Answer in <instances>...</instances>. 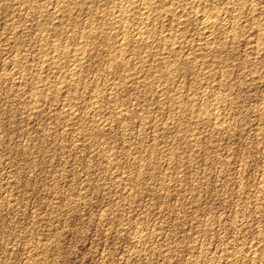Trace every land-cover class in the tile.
<instances>
[{"label":"rangeland","instance_id":"rangeland-1","mask_svg":"<svg viewBox=\"0 0 264 264\" xmlns=\"http://www.w3.org/2000/svg\"><path fill=\"white\" fill-rule=\"evenodd\" d=\"M255 1H258L256 3L257 25L251 28L247 26V24H244L245 18L247 16V18H250V15L244 11L242 15L245 16H242L244 17L242 18V22L244 24L243 34L245 37L244 35L239 37L238 42L235 43L238 46L234 45L233 47H229L230 44L225 45V50L222 53L223 56H221L226 62L228 61L227 64L225 61L218 62L219 59L215 60L216 58L212 56V54H209L207 55L209 61L206 59L207 56L202 60L205 61V64L199 60L202 62L200 64L201 68L198 67L196 68L197 70L195 69L197 71L195 72V76L193 72V75L182 78L185 82L178 79L179 82H177L179 84L176 82V85H174L186 86L185 88L187 89L192 86V89L190 87V93L199 91L201 87H216H214V89L217 91L213 89V91H215V96L210 103L212 102L211 104L218 106L221 115L224 117L226 126H223L224 128L222 127L223 130L222 128H218L221 130L213 128L214 131H212V120L205 121L206 123H201L199 121L194 122L193 119L191 120L190 118L191 115H187L189 118L186 117V122L188 121L187 125L192 129L191 134L190 132L185 133L184 130L177 128L176 112H170L171 115H169L170 113L167 107L169 104H165V106L162 107L163 110L160 108L159 111L157 104L158 100L153 91H150L152 88L154 89V87L158 86L159 81H157L156 76H154V68L152 70L148 66L149 64L140 68L133 63V66H136V71L139 73L138 77L142 75L138 79L139 82L138 80L133 81L132 88L124 93L118 92L116 94L119 98L122 96L125 99L124 101L122 97L120 98V100L122 99L121 104H124L122 107L125 109L128 107L127 109L130 113V115L127 116V109L126 111L124 109V111L122 110V114L125 115L126 120L122 118L121 122L118 120L119 123L117 120L115 121L114 118L111 119V117H113L110 115L112 104H109V101L106 100V104H108L109 108H107L105 104L106 110L104 109V111L107 113L102 111L101 113H97L94 117H91L93 115L91 112L92 109H90L91 107L85 108V110L84 107L80 105L76 106L74 113L86 117L89 121L94 119L95 122L93 121V124L91 121L89 123L86 118H83V121L80 122L81 125L78 124L79 127L77 124L73 125V123H68V119H59L62 123L59 121L55 122V120H53L55 117L54 110L59 104H56L54 101L50 103V100H47L49 94L48 87L56 82L57 75H55L54 70L51 69L52 71H47L49 73L43 72L46 73L44 76L43 74L41 75V73H37L40 77L42 76V78L39 76L36 78V73L34 74L33 70L31 71L26 67L27 61L30 62L31 56L36 53L32 51L34 50L33 48H35L34 43L40 42L43 34L47 35V32L48 35L46 37L50 40H54V32L50 29L48 31L45 30L46 32L43 33L39 31L40 34L37 33L38 30L35 31V28H38L36 21H34L33 17L28 13L29 11L27 12L28 14H26V12L22 10L23 8L27 11L28 9H26V6H20L21 8H19L17 0L3 1L5 4H2L0 7V264H264V0ZM105 2L108 4L107 2L109 1L105 0ZM16 9L18 14L15 11ZM82 13L83 12H81L80 15L78 13L80 17H77L78 19L76 22L78 23L70 21V24L68 21L63 23L65 24L64 26L62 25L65 32V28H67L68 31H73L74 27L77 29L80 28V25L81 27L84 26L86 16ZM31 17L32 19H29ZM81 17H83V19ZM1 18L4 19V21ZM71 23L74 27L71 26ZM73 24H77L78 26ZM51 25L53 26V22H50V27H52ZM71 27L73 30H71ZM194 28L193 25L191 30L186 33L187 36L185 35L189 40L184 38V41L186 39V41L195 44L192 48L183 44L184 46L182 45L183 49L181 50L182 52L185 49L184 52L181 53H184L183 56H186V53L187 55L190 53L189 55L195 54L198 56L201 51L200 49L203 47L202 37L197 30V32L193 31L195 30ZM190 31H193V33L191 34ZM19 33H21L20 37ZM2 34L4 35L1 36ZM197 34L199 36H197ZM17 35L19 37L18 39L15 37ZM194 35L197 39H195ZM52 36L53 38H51ZM192 38L193 40H191ZM196 40H198V42ZM26 42L28 44H26ZM19 43L22 46L17 45ZM195 45H198V47ZM227 47L228 50H226ZM189 48L190 52H188ZM191 49H193L192 51L195 53H193ZM15 51L20 53L21 56L24 55L23 57L27 55L25 57L27 59H25L26 64L22 65L23 67L25 66L26 69L22 68V66L14 68L10 64L9 59L13 56L12 53H16ZM30 51L32 53H30ZM226 51L228 53H226ZM25 52H27V54ZM96 52L98 55L100 53L101 56L104 54L103 49H100L99 46H97ZM232 54H235V56ZM224 55L226 58L228 57L227 60L224 58ZM8 60L9 62L7 63ZM97 60H99V58L92 60L88 65L90 67L92 65L91 68L95 69L93 72L96 73V76L99 73L97 70L103 73L105 68L103 62ZM210 61H213V65L210 63L211 67L208 65ZM94 64L96 68L98 66L97 69L94 67ZM220 64L221 67L223 65L225 68H221ZM27 65H29V63ZM20 67L22 68V74H20ZM144 67L146 69H143ZM91 68L88 69L87 72V76L90 74L88 76L90 81L92 78H95ZM145 70L148 74L144 72ZM209 70L211 71L209 72ZM253 70L255 73H253ZM16 71L19 75H17ZM220 71H222V73ZM50 72H54V75L50 74ZM205 72L207 73V77L200 81V74ZM8 73H10V76ZM49 75L55 78H49ZM144 75H149V77ZM20 76L26 78L21 80ZM189 77L193 80L192 82ZM32 78L33 80L31 81ZM148 78L149 80H146ZM53 79H55V81ZM194 80L195 83L197 81L199 82L195 84L193 83ZM219 80L226 81L225 85L222 86L223 88H218V86H216ZM47 81H50L52 84ZM84 81L86 80L84 79L82 81L81 86L85 83ZM180 82H183L184 85L180 84ZM213 82L216 85H214ZM208 83L209 85H206ZM232 83L234 84L233 86ZM138 84H141L144 90ZM201 84L202 86H200ZM150 85L151 87L149 88ZM228 86L231 88V91ZM220 89H222L221 93ZM133 90L135 92H133ZM38 93H41L39 94L41 96H39ZM35 94H37L38 98ZM216 95L219 97L218 99ZM135 98H137V100ZM141 98H143L142 101ZM38 99L39 102L37 101ZM126 99L128 100L127 102ZM214 100L217 101V103ZM218 100H220L219 104ZM35 103H38L37 106ZM134 103L138 105L135 106ZM153 103L155 104L153 105ZM131 104H133L135 108L131 107ZM49 105L51 106L49 107ZM214 105L213 107H215ZM36 108L38 109L35 110ZM166 108L168 110H166ZM81 109L82 111L84 110L83 113ZM40 110L43 113L41 114L42 116L38 114ZM136 110L140 111V114ZM76 111L78 112L76 113ZM224 111H226V113ZM103 112L105 114H103ZM131 112L134 113V116ZM109 115L110 119H108ZM131 115L133 119L130 118ZM151 119L152 121L154 119V121L152 122ZM155 121H158V127L155 125ZM63 122L65 124H63ZM83 122L84 124H82ZM116 122L119 124H116L119 127H116ZM151 122L153 125H151ZM66 123L67 126H73L66 127ZM97 123H99L100 126L105 123L110 126L112 123L110 129L105 131V136V132L101 134L95 130L97 125L99 126ZM141 123L144 124L142 125ZM122 124L125 125V127ZM127 125H130V129L127 128ZM144 125L146 128H143L145 127ZM159 125H161V127ZM139 126H141L142 129ZM163 126H165V128H163ZM78 128L81 129L82 132L84 131L85 134L87 130L86 135L89 139L85 138V136L83 137V133ZM159 128L162 132L159 131ZM63 129H65V132ZM155 130L156 132H154ZM95 131L98 139L94 135ZM123 131H125L126 134H124L125 132ZM139 131L141 133H139ZM144 131L145 133L143 134ZM195 132L196 135L198 133L199 135L195 136L196 139H193L192 137ZM107 133L109 137H107ZM111 134H113V136ZM127 134L129 136L128 138ZM80 139H82L81 142ZM142 140L144 143H142ZM190 142H196V147H194V149L193 146H188ZM173 143H176V146ZM137 145H139V147ZM173 146L176 150L178 148V150L175 151ZM208 146L209 148H207ZM94 148H96V150ZM202 148L205 150H202ZM107 149H110L109 151L111 152ZM179 149H181L182 152ZM99 150H101V152H99ZM136 150L137 152L142 150V153L144 152L146 155L151 154L154 157V168L153 165L149 168L147 167L144 173L146 174L147 172L149 174H146L147 176L145 175V177H156L150 180L145 179L137 184V186L135 184L136 182H130L131 177L136 173V171L134 172L136 168L135 164L144 163L145 161L141 156L142 153H139L141 158ZM172 150L177 155L180 154V158L177 157V159H179V164L177 163L178 165L173 166V169L178 168V170L167 169L164 172V168L166 169L167 167L166 155L169 151L172 152ZM96 151H98V153ZM107 153H111L110 155L113 157L110 162L104 159V154ZM205 156H207V158ZM114 158L115 160L113 161ZM157 160H160L159 163L163 165L160 166ZM86 165L89 167L87 166L86 168ZM107 165H110L111 168L109 166L107 167ZM151 167L153 170H151ZM89 168L92 170L90 171ZM85 169L88 171L86 172ZM157 169L161 170L160 174H158L160 170ZM112 170H114L115 173L114 171L112 173ZM150 170L152 172L154 170V172L157 171L158 173H156L158 175L151 173ZM166 172L172 173L171 177H174L165 176ZM174 172H177V175ZM162 175H164L163 178ZM164 177H166V179ZM118 183L120 184L118 185ZM162 189L164 190L162 191ZM141 231L147 235L144 238L145 249L144 247L142 249L137 247L138 245L133 240V236L138 232L141 233ZM251 257L255 259L252 261ZM254 260H256V262ZM261 261L263 263H261Z\"/></svg>","mask_w":264,"mask_h":264},{"label":"bare ground","instance_id":"bare-ground-1","mask_svg":"<svg viewBox=\"0 0 264 264\" xmlns=\"http://www.w3.org/2000/svg\"><path fill=\"white\" fill-rule=\"evenodd\" d=\"M3 1L6 2V0H0V7L1 5L5 4L3 3ZM109 2H107L108 4H106L105 0H17V5L19 8H21L20 6H26L28 9L27 11H25V9L22 8V10H24V12H26V14H30L33 17V20L36 21V25H37V29L35 28V31L38 30L37 33H39V31L41 33L46 32L45 30H52L54 32V37L53 36L51 38H53L54 40H50L49 38H47L46 36L48 35V32L46 33L47 35L43 34V36L41 37L40 42L38 43H34V47L33 48L34 52H36L34 54L33 52V56H31V61L28 62L29 65L26 64L25 61V57L21 56L20 53H12V57L9 59L10 60V64L16 68L17 66H22L23 64H26V67L29 68L31 71L33 70V73H36V78L39 76L40 77V73L41 75L49 73L47 71H50L51 69L54 70L55 75H57L56 77V82H54L53 85H51L50 87H48L49 90V94H48V100L54 101L56 102V104L58 103L59 105H57L55 111V117L53 120L59 121L60 120H67L68 119V123H73L74 124H80V122L83 121V117L82 115H76L74 112L76 106H82L85 108H90L92 109V116L94 117L97 113H101L102 111H104L105 108V104L107 101H109V104H112V107L110 108V115L113 116L111 117L114 118V120L116 121H120L122 120V118H125V115L122 114V110L124 109L126 111V109L128 108H123L121 104L122 99L120 100V98L122 97H118L116 94L118 92H126L128 89L132 88V84L133 81H137L142 75H140V77H138L139 73L138 71H136V66L134 67L133 63H135L136 65H138L140 68L142 66H145L146 64H149L148 66L153 70L154 76H156L157 81L156 83H158L157 87H154V89L152 88L153 93L155 94L156 98H157V104L159 107V111L160 108L161 110L162 107L165 106V104H169L167 105L168 109H169V113L170 112H176V125L177 128L182 129L186 132H192V129L189 125H187L188 121L186 122V119L189 118L187 115H191V120L193 119V121L197 122H203L206 123L205 121L208 120H212V131L213 128L217 129V130H221L218 128H222L223 126H226L225 124V120L224 117L221 115L218 106H215L214 104H211L210 101H212V99H214L213 97L215 96V90L213 86L211 87H206V88H200L199 91L197 92H192L190 93L191 89L193 88L192 86L191 89L189 87V89L185 88L186 86H178V79L184 78L185 76H191L193 75L194 72V76H195V72H197L196 68L200 67L201 68V63L205 62L202 61L204 60V58L207 55H211L214 56L215 60L219 59V61L224 62L225 59L222 58V53L225 50V45H229L230 46H236L237 44H235L236 42H238L239 37H241L242 35H244V31H243V25L247 24V26L252 27H256L257 25V17H256V2L255 0H108ZM13 2V1H12ZM105 2V3H104ZM246 2V3H245ZM8 5V4H7ZM71 5V6H70ZM4 7V6H3ZM7 8V7H6ZM9 9V8H7ZM12 9V8H11ZM1 10V9H0ZM21 10V9H19ZM261 10V9H260ZM5 11V10H4ZM11 11V10H10ZM17 12V9L15 10ZM29 11V12H28ZM246 11L250 16V18H245L244 20V24L242 22V15L243 12ZM20 12V11H19ZM28 12V13H27ZM83 12L84 15L86 16V20L84 22V26L80 28L75 29L74 26V30L73 28L71 30L73 31H68L67 28H65L66 32L64 31V25L63 23L65 22H73L75 23L77 21V17L78 13L80 15V13ZM263 12V11H261ZM9 13V11H8ZM15 13V12H13ZM82 13V14H83ZM246 13V14H247ZM3 14V13H1ZM6 14V12H5ZM18 14V12H17ZM25 14V13H24ZM245 14V13H244ZM3 16V15H2ZM263 16V15H262ZM1 17V16H0ZM5 17V16H4ZM12 17V15H11ZM29 18V19H32ZM80 18V17H79ZM83 19V17H81ZM2 19V18H1ZM4 21V19H2ZM32 20V21H33ZM262 20V19H261ZM31 21V22H32ZM79 21V20H78ZM10 22V21H9ZM14 22V21H13ZM29 22V21H28ZM48 22H49V26H48ZM50 22H53V26L50 27ZM69 22V24H70ZM82 22V21H80ZM264 22V21H263ZM21 23V22H20ZM35 23V22H34ZM78 23V22H76ZM80 24V23H79ZM35 25V27H36ZM63 25V26H62ZM73 25H77V24H73ZM83 25V24H82ZM194 25V32L199 33V35L202 37V41H203V47L200 49V53L198 54V56L194 55H189L190 53H186V56L183 54H181L182 52H184V50L181 52L182 45L185 44L187 45V47L189 46L190 48H192L194 46V44H192L189 41H186V33H188L189 30H191L192 26ZM262 25V24H261ZM11 26V25H10ZM14 26V25H13ZM24 26V25H23ZM34 26V25H33ZM68 26V25H67ZM66 26V27H67ZM78 26V25H77ZM5 27V26H4ZM3 27V28H4ZM69 27V26H68ZM14 28V27H13ZM20 28V25H19ZM18 28V29H19ZM48 28V29H47ZM12 29V28H11ZM23 29V28H22ZM26 29V28H25ZM24 29V30H25ZM15 30V29H14ZM197 30V31H196ZM22 31V30H21ZM31 31V30H29ZM33 31V30H32ZM193 31L191 32V34L193 33ZM16 32V31H15ZM23 32V31H22ZM21 32V33H22ZM50 32V31H49ZM51 32V33H53ZM12 33V31H11ZM21 33H19V37L21 35ZM27 33V32H26ZM25 33V35H26ZM32 33V32H31ZM30 33V34H31ZM257 33V32H256ZM10 34V33H9ZM40 34V33H39ZM50 34V33H49ZM195 34V33H194ZM246 34V33H245ZM4 34H2L1 36H3ZM13 35V34H12ZM24 35V34H23ZM33 35V34H32ZM42 35V34H41ZM45 35V36H44ZM52 35V34H51ZM186 35V36H185ZM197 34V36H199ZM193 36V35H192ZM17 39L19 38L18 35L15 36ZM30 37V36H29ZM34 37V35H33ZM50 37V36H49ZM190 37V36H188ZM195 37V35H194ZM245 37V35H244ZM14 38V39H16ZM27 38V37H26ZM184 38L185 41H184ZM29 39V38H28ZM195 39H197L195 37ZM199 39V38H198ZM7 40V39H6ZM189 40V39H188ZM193 40V38L191 39ZM8 41V40H7ZM15 41V40H14ZM23 41V40H22ZM198 42V40H196ZM262 41V40H261ZM9 42V41H8ZM37 42V41H36ZM201 42V41H200ZM264 42V40H263ZM5 43V42H4ZM18 43V42H17ZM22 43V42H21ZM26 44H28L26 42ZM264 44V43H263ZM19 46H22L19 44H17ZM1 46V45H0ZM7 46V45H6ZM26 46V45H25ZM31 46V45H30ZM97 46L100 47V49H103V55L101 56L100 53L99 55L97 54L96 50H97ZM184 46V45H183ZM196 47H198V45H195ZM238 46V45H237ZM3 47V46H2ZM8 47V46H7ZM18 47V46H17ZM16 47V48H17ZM27 47V46H26ZM33 47V44H32ZM231 47V48H232ZM186 48V46H185ZM190 48L189 51L190 52ZM230 48V49H231ZM235 48V47H234ZM237 48V47H236ZM240 48V47H239ZM259 48V47H258ZM3 50V49H2ZM15 50V49H14ZM13 50V51H14ZM31 50V49H30ZM187 50V49H186ZM193 49H191L192 51ZM228 50V47L227 49ZM232 50V49H231ZM19 51V50H18ZM195 51V50H194ZM261 51V50H260ZM259 51V52H260ZM29 52V51H28ZM193 52V51H192ZM197 52V50H196ZM234 52L236 53V51L234 50ZM239 52V51H238ZM10 53V52H9ZM27 54V52H25ZM30 53H32L30 51ZM195 53V52H193ZM226 53H228L226 51ZM231 53V52H230ZM102 54V53H101ZM225 54V53H224ZM98 55V56H97ZM222 55V56H221ZM226 55V54H225ZM224 55V58H226V56ZM230 55V54H229ZM235 56V54H232ZM29 56V55H28ZM231 56V55H230ZM233 57V56H232ZM103 62L104 65V70L103 73H100V71L97 70V72H99L97 74V76L95 75L96 73L93 72L92 69V65L91 67L88 66L89 63L94 60V59H98ZM209 58L208 56L206 57V59ZM212 59V58H211ZM210 59V60H211ZM228 59V57L226 58V60ZM235 59V58H234ZM9 60L7 61V63L9 62ZM27 60V59H26ZM97 60V61H99ZM202 62H200V61ZM208 60V59H207ZM232 60V59H231ZM5 61V59H4ZM209 61V60H208ZM207 61V62H208ZM230 61V59H229ZM238 61V60H237ZM253 61V60H252ZM200 62V63H199ZM213 62V61H212ZM212 62H209V66L210 63L212 64ZM217 62V61H216ZM228 62V61H227ZM227 62L225 61V63L227 64ZM68 63V64H67ZM93 64V63H92ZM205 64V63H204ZM217 64V63H216ZM219 64V63H218ZM224 64V63H222ZM225 64V65H226ZM232 64V62H231ZM243 64V63H242ZM257 64V63H256ZM6 65V62H5ZM10 65V66H11ZM66 65V66H65ZM98 65V64H97ZM207 65V64H206ZM205 65V66H206ZM207 65V66H208ZM213 65V64H212ZM224 65V66H225ZM241 65V64H239ZM244 65V64H243ZM102 66V64H101ZM242 66V65H241ZM256 66V65H254ZM8 67V66H7ZM92 70L93 72V76H95V78L90 81V79H88V75L87 76V72L88 69ZM95 67V64H94ZM93 67V68H94ZM103 67V66H102ZM138 67V68H139ZM204 67V66H202ZM211 67V66H210ZM213 67V66H212ZM221 67V64H220ZM223 67V65H222ZM221 67V68H222ZM21 68V67H20ZM22 68H25V66ZM22 68H21V73L22 74ZM67 68V69H66ZM96 68V67H95ZM98 68V66H97ZM96 68V69H97ZM101 68V67H100ZM99 68V70H100ZM147 68V66H146ZM145 67L143 69H146ZM225 68V67H223ZM251 68V67H250ZM26 69V68H25ZM148 69V68H147ZM196 69V70H195ZM213 69V68H212ZM237 69V68H236ZM254 69V68H253ZM9 70V69H8ZM142 70V69H141ZM195 70V71H194ZM223 70V69H222ZM4 71V70H3ZM12 71V70H11ZM19 71V69H18ZM28 71V70H27ZM30 71V72H31ZM35 71V72H34ZM52 71V70H51ZM143 71V70H142ZM149 71V70H148ZM201 71V70H198ZM211 70H209L210 72ZM214 71V70H213ZM226 71V70H225ZM246 71V70H245ZM251 71V70H250ZM254 71V70H253ZM17 72V71H16ZM29 72V74H30ZM46 72V73H43ZM53 72V73H54ZM90 72V71H89ZM96 72V71H95ZM144 72H147L146 70ZM151 72V71H150ZM149 72V73H150ZM157 72V74H156ZM222 73V71H220ZM224 72V70H223ZM242 72V71H241ZM5 73V72H4ZM7 73V72H6ZM26 73V71H25ZM39 73V74H37ZM50 72V74H53ZM91 73V72H90ZM152 73V75H153ZM199 73V72H198ZM255 73V71L253 72ZM10 76V73H8ZM27 74V73H26ZM32 74V73H31ZM148 74V72H147ZM226 74V73H225ZM263 74V73H262ZM16 75V73H15ZM17 75H19V73L17 72ZM54 75V74H53ZM150 75V74H149ZM149 75H144V76H148ZM199 75V74H197ZM209 75V74H208ZM214 75V74H213ZM220 75V74H219ZM232 75V73H231ZM14 76V75H13ZM92 76V75H91ZM92 76V77H93ZM211 76V75H210ZM222 76V75H221ZM224 76V73H223ZM259 76V74H258ZM48 77V75H47ZM54 76L49 75V78H53ZM151 77V76H150ZM199 77V76H198ZM207 77V73H201L200 74V81L205 79ZM220 77V76H219ZM218 77V78H219ZM8 78V77H7ZM12 78V76H11ZM10 78V79H11ZM23 78L26 77H22L20 76V79L22 80ZM28 78V77H27ZM31 78V77H30ZM42 78V76L40 77ZM44 78V77H43ZM46 78V77H45ZM48 78V79H49ZM55 78V77H54ZM146 78V77H145ZM190 78V77H189ZM209 78V77H208ZM222 78V77H221ZM224 78V77H223ZM47 79V80H48ZM85 83L83 84V86H81V83L83 80ZM191 79V78H190ZM195 79V78H194ZM210 79V78H209ZM228 79V78H227ZM236 79V78H235ZM15 80V79H14ZM20 80V82H21ZM27 80V79H26ZM33 80V78L31 79V81ZM38 80V79H37ZM36 80V81H37ZM42 80V79H41ZM55 81V79H53ZM146 80H149L146 79ZM197 80V78H196ZM207 80V79H206ZM237 80V79H236ZM257 80V79H256ZM35 81V79H34ZM178 81V82H177ZM183 81V80H182ZM193 80L191 79V82ZM208 81V80H207ZM232 81V79H231ZM24 82V81H22ZM39 82V81H38ZM41 82V81H40ZM50 82V81H47ZM139 82V80H138ZM141 82V81H140ZM176 82L178 83L177 86ZM185 82V81H183ZM183 82H180V84L184 85ZM190 82V81H188ZM199 82V81H197ZM196 82V83H197ZM204 82V81H203ZM210 82V81H209ZM215 82V81H214ZM213 82V84H214ZM225 80H219V82L214 85L218 86V88L222 87L223 85H225ZM1 83V82H0ZM4 83V82H3ZM2 83V85H3ZM7 83V82H6ZM44 83V81H43ZM46 83V82H45ZM135 83V82H134ZM148 83V82H147ZM153 83V82H152ZM150 83V84H152ZM195 83V80L194 82ZM195 83V84H196ZM202 83V82H201ZM254 83V82H253ZM5 84V83H4ZM12 84V83H10ZM42 84V83H41ZM50 84H52L50 82ZM154 84V83H153ZM190 84V83H189ZM200 84V83H199ZM14 85V83H13ZM34 85V84H32ZM37 85V84H36ZM141 86V84H138ZM145 85V84H144ZM149 85V84H148ZM157 85V84H156ZM155 85V86H156ZM191 85V84H190ZM194 85V84H193ZM206 85H209L206 84ZM205 85V86H206ZM212 85V84H211ZM210 85V86H211ZM227 85V84H226ZM234 84L232 83V86ZM39 86V85H37ZM137 86V85H136ZM146 86V85H145ZM188 86V85H187ZM196 86V85H194ZM198 86V85H197ZM202 86V84L200 85ZM231 86V85H230ZM264 86V85H263ZM135 87V86H134ZM133 87V88H134ZM142 87V86H141ZM140 87V88H141ZM151 87V85L149 86V88ZM204 87V85H203ZM229 87V86H228ZM31 88V87H30ZM35 88V87H34ZM33 88V89H34ZM143 88V87H142ZM148 88V86H147ZM216 88V87H215ZM217 88V89H218ZM223 88V87H222ZM230 88V87H229ZM228 88V89H229ZM235 88V87H233ZM32 89V88H31ZM39 89V88H38ZM146 89V88H145ZM213 89L215 91H213ZM225 89V88H224ZM40 90V89H39ZM43 90V89H41ZM144 90V88H143ZM149 90V89H148ZM220 93L222 92V89H220ZM227 90V89H226ZM234 90V89H233ZM248 90V89H247ZM148 91V92H150ZM190 91V92H189ZM194 91V90H193ZM219 91V90H218ZM225 91V90H223ZM231 91V88H230ZM240 91V90H239ZM131 92V91H130ZM133 92H135L133 90ZM139 92V91H136ZM144 92V91H143ZM228 92V91H227ZM147 93V92H146ZM219 93V94H220ZM231 93V92H229ZM236 93V92H235ZM28 94V93H27ZM41 93H38V95ZM140 94V93H138ZM232 94V93H231ZM33 95V94H32ZM31 95V96H32ZM37 97V94H35ZM46 95V94H45ZM44 95V97H45ZM119 95V94H118ZM130 95V94H129ZM136 95V93H135ZM134 95V96H135ZM148 95V94H147ZM240 95V94H239ZM41 96V95H39ZM126 96V95H125ZM223 96V95H221ZM226 96V95H225ZM224 96V97H225ZM35 97V96H34ZM33 97V100H34ZM35 97V100H36ZM43 97V98H44ZM127 97V96H126ZM129 97V96H128ZM136 97V96H135ZM138 97V96H137ZM141 97V95H140ZM143 97V96H142ZM154 97V96H153ZM32 98V97H30ZM38 98V97H37ZM111 98V100H110ZM123 98V97H122ZM132 98V97H131ZM139 98V97H138ZM145 98V97H144ZM148 98V97H147ZM216 98L218 99L219 97ZM215 98V100H216ZM29 99V98H28ZM42 99V98H41ZM124 99V98H123ZM128 99V98H127ZM126 99V102L128 101ZM134 99V97H133ZM137 100V98H135ZM140 99V98H139ZM146 99V98H145ZM154 99V98H153ZM233 99V98H232ZM107 100V101H106ZM143 100V98H141V101ZM151 100V98H150ZM214 100V101H215ZM226 100V99H223ZM39 102V99L37 100ZM125 101V99H124ZM140 101V100H139ZM138 101V102H139ZM213 101V102H214ZM29 102V101H28ZM41 102V101H40ZM137 102V101H136ZM151 102V101H150ZM154 102V101H153ZM217 103V101H215ZM220 100H218V104H219ZM14 103V102H13ZM44 103V102H42ZM40 103V104H42ZM46 103V102H45ZM53 103V102H52ZM125 103V102H124ZM130 103V102H129ZM148 103V102H147ZM27 104V103H26ZM36 104V103H35ZM38 104V103H37ZM36 104V106H37ZM126 104V103H125ZM135 106L136 103H134ZM142 104V103H141ZM155 103H153L154 105ZM34 105V104H33ZM32 105V106H33ZM48 105V104H47ZM129 105V104H128ZM131 107H134L133 104H131ZM144 105V104H143ZM142 105V107H143ZM149 105V104H148ZM213 105L215 107H213ZM243 105V104H242ZM34 106V107H36ZM51 105H49L50 107ZM55 106V105H54ZM107 108H109L108 104H106ZM141 106V105H140ZM146 106V105H144ZM151 106V105H150ZM232 106V105H231ZM238 106V105H237ZM10 107V106H9ZM33 107V109H34ZM53 107V106H52ZM81 107V108H82ZM130 107V106H129ZM141 107V108H142ZM152 107V106H151ZM157 107V108H158ZM122 108V109H121ZM135 108V107H134ZM146 108V107H145ZM154 108V106H153ZM156 108V109H157ZM238 108V107H237ZM38 108H36L35 110H37ZM79 109V108H78ZM144 109V108H143ZM142 109V110H143ZM147 109V108H146ZM166 108V110H168ZM239 109V108H238ZM14 110V109H13ZM53 110V109H52ZM86 110V109H85ZM123 110V111H124ZM148 110H149V106H148ZM243 110V109H242ZM50 111V110H49ZM53 111V112H54ZM82 111V109H81ZM84 111V110H83ZM82 111V113H83ZM109 111V109H108ZM129 110L127 109V116L130 115V113L128 112ZM138 111V110H136ZM141 111V109H140ZM138 111V113L140 112ZM15 112V111H14ZM38 112V111H37ZM44 112V111H43ZM78 111H76L77 113ZM90 112V113H91ZM106 112V111H104ZM103 112V114H105ZM135 112V110H134ZM226 113V111H224ZM261 112V111H260ZM107 113V112H106ZM124 113V112H123ZM132 113V112H131ZM137 113V112H136ZM135 113V114H136ZM147 113V112H146ZM152 113V112H151ZM168 113V114H169ZM223 113V112H222ZM256 113V112H255ZM9 114V113H8ZM40 116H42L41 114H43L40 110V113H38ZM81 114V113H80ZM87 114V113H86ZM134 116V113H132ZM140 114V113H139ZM142 114V112H141ZM145 114V111H144ZM150 114V113H149ZM224 114V113H223ZM240 114V113H239ZM84 115V114H83ZM110 115L108 117V119H110ZM124 115V117H123ZM171 115V113L169 114ZM236 115V114H235ZM53 116V114H52ZM137 116V114H136ZM139 116V115H138ZM141 117V115H140ZM145 117V116H143ZM149 117V116H147ZM153 117V116H152ZM187 117V118H186ZM52 118V117H51ZM89 118H90V114H89ZM132 118V115L131 117ZM136 118V117H135ZM142 118V117H141ZM140 118V120H141ZM151 118V116H150ZM87 119V118H86ZM92 119V118H91ZM107 119V118H106ZM133 119V118H132ZM30 120V118H29ZM70 120V121H69ZM89 121V119H87ZM126 120V118H125ZM137 120V119H135ZM143 120V119H142ZM147 120V119H146ZM149 120V119H148ZM156 120V119H155ZM172 120V119H171ZM190 120V121H191ZM236 120V119H235ZM10 121V120H9ZM12 121V120H11ZM43 121V120H42ZM91 121V120H90ZM89 121V123H90ZM94 121V119L91 121V123ZM118 121V122H119ZM128 121V120H127ZM134 121V120H133ZM152 121V119H151ZM154 121V119H153ZM152 121V122H153ZM231 121V120H230ZM47 122V121H46ZM62 123V121H59ZM66 122V121H65ZM87 122V121H86ZM95 122V121H94ZM103 122V121H102ZM100 122V123H102ZM108 122V121H107ZM112 122V121H111ZM119 122V123H120ZM124 122V120H123ZM131 122V121H130ZM141 122V121H140ZM139 122V123H140ZM150 122V121H149ZM148 122V123H149ZM151 122V123H152ZM158 122V121H157ZM157 122L155 121V125L157 126ZM164 122V121H163ZM27 123V122H26ZM59 123V124H61ZM88 123V122H87ZM136 123V121H135ZM145 123V122H144ZM143 123V124H144ZM20 124V122H19ZM53 124V123H52ZM63 124H65L63 122ZM84 124V122L82 123ZM93 124V123H92ZM96 124V123H95ZM99 124V123H97ZM107 124V123H105ZM101 124L102 126L97 125V128H95V130L98 133L104 134V132L106 130L110 129V126L107 124ZM118 124L117 122L115 123V125ZM128 124V122H127ZM132 124V123H131ZM142 124V123H141ZM142 124V125H143ZM165 124V123H164ZM197 124V123H195ZM15 125V124H14ZM71 125V126H73ZM76 125V126H77ZM78 125V127H79ZM90 125V124H89ZM114 125V126H115ZM119 125V124H118ZM123 125V124H122ZM150 125V124H147ZM153 125V123L151 124ZM150 125V126H151ZM166 125V124H165ZM191 125V124H190ZM207 125V124H206ZM21 126V125H20ZM69 126V125H68ZM67 123H66V127ZM69 126V127H71ZM88 126V125H87ZM121 126V125H120ZM125 127V125H123ZM128 126V125H127ZM130 126V125H129ZM129 126L127 128H129ZM133 126V125H132ZM136 126V125H135ZM145 126V125H144ZM154 126V127H156ZM161 127V125H159ZM211 126V125H210ZM259 126V125H258ZM261 126V125H260ZM17 127V126H16ZM28 127V126H27ZM65 127V125H64ZM82 127V126H81ZM89 127V126H88ZM87 127V128H88ZM92 127V126H91ZM116 127H119L116 125ZM115 127V128H116ZM141 127V126H139ZM158 127V126H157ZM169 127V126H167ZM194 127V126H193ZM241 127V126H240ZM77 128V127H76ZM84 128V127H82ZM114 128V127H113ZM143 128H146L143 127ZM149 128V127H148ZM163 128H165V126H163ZM196 128V127H195ZM210 128V127H209ZM224 128V127H223ZM222 128V130H223ZM50 129V128H49ZM79 129V128H78ZM93 129V128H92ZM130 129V128H129ZM128 129V131H129ZM142 129V127H141ZM151 129L153 130V128L151 127ZM168 129V128H167ZM211 129V128H210ZM227 129V128H225ZM62 130V129H61ZM65 132V129H63ZM70 130V128H69ZM81 131V129H79ZM127 130V129H126ZM140 130V129H139ZM166 130V129H165ZM181 130V132H182ZM259 130V129H258ZM261 130V129H260ZM79 131V133H80ZM91 131V130H90ZM96 131L94 133L95 137H96ZM112 131V130H110ZM148 131V130H147ZM159 131H161V129L159 128ZM195 131V130H194ZM56 132V131H55ZM77 132V131H76ZM75 132V133H76ZM82 132V131H81ZM89 132V131H88ZM125 132V131H123ZM153 132V131H152ZM156 132V130L154 131ZM162 132V131H161ZM211 132V131H210ZM209 132V133H210ZM216 132V131H215ZM261 132V131H260ZM2 133V132H1ZM78 133V134H79ZM83 133V137L85 136V138L87 137V130H86V134ZM91 133V132H90ZM93 133V132H92ZM139 133H141L139 131ZM138 133V134H139ZM145 133V131L143 132V134ZM212 133V132H211ZM100 134V135H101ZM108 134V133H107ZM126 134V132L124 133ZM123 134V135H124ZM134 134V133H133ZM172 134V133H170ZM201 134V133H200ZM223 134V133H222ZM46 135V134H45ZM93 135V137H94ZM106 135V132L104 134V136ZM113 136V134H111ZM110 135V136H111ZM122 135V136H123ZM182 135V134H181ZM199 133L196 135L193 134V139H196L195 136H198ZM207 135V134H206ZM102 136V135H101ZM142 136V135H140ZM160 136V135H159ZM46 137V136H45ZM99 137V136H98ZM109 137V134L108 136ZM106 137V138H107ZM128 134H127V138H128ZM181 137V136H180ZM3 138V137H2ZM30 138V137H29ZM97 138V137H96ZM102 138V137H101ZM104 138V137H103ZM105 138V139H106ZM124 138V137H123ZM126 138V139H127ZM178 138V137H177ZM187 138V137H186ZM260 138V137H259ZM28 139V138H27ZM48 139V138H47ZM84 139V138H83ZM89 139V138H88ZM86 139V140H88ZM98 139V138H97ZM108 139V138H107ZM106 139V141H107ZM113 139V138H112ZM111 139V140H112ZM122 139V138H121ZM190 139V138H189ZM44 140V139H43ZM57 140V139H55ZM78 140V139H77ZM140 140V139H139ZM154 140V139H153ZM156 140H157V136H156ZM79 141V140H78ZM82 141V139H80V142ZM84 141V140H83ZM105 141V143H106ZM127 141V140H126ZM129 141V140H128ZM147 141V140H146ZM180 141V140H179ZM195 141V140H194ZM201 141V140H200ZM228 141V140H227ZM67 142V141H66ZM71 142V141H69ZM116 142V141H115ZM118 142V141H117ZM124 142V141H123ZM140 142V141H138ZM208 142V141H207ZM219 142V141H218ZM231 142V141H230ZM37 143V142H36ZM43 143V142H42ZM95 143V142H94ZM142 143H144V141L142 140ZM141 143V144H142ZM156 143V142H155ZM178 143V141H177ZM199 143V142H198ZM102 144V143H101ZM100 144V145H101ZM116 144V143H115ZM140 144V145H141ZM161 144V143H160ZM174 144V143H173ZM176 144V143H175ZM174 144V145H175ZM61 145V144H60ZM106 145V144H105ZM94 146V145H93ZM114 146V145H113ZM121 146V144H120ZM139 147V145H137ZM142 146V145H141ZM153 146V145H152ZM176 146V145H175ZM184 146V145H183ZM188 146H193L196 147V142L194 143H188ZM232 146V145H231ZM247 146V145H246ZM263 146V145H262ZM174 147V146H173ZM179 147V146H177ZM47 148V147H46ZM92 148V147H91ZM108 148V147H107ZM137 148V147H136ZM141 148V147H140ZM175 148V147H174ZM180 148V147H179ZM209 148V146L207 147ZM251 148V147H250ZM74 149V148H73ZM72 149V150H73ZM78 149V148H77ZM96 150V148H94ZM99 149V148H98ZM129 149V148H128ZM144 149V148H143ZM154 149V148H153ZM173 149V148H172ZM211 149V148H210ZM243 149V148H242ZM32 150V149H31ZM67 150V149H66ZM69 150V149H68ZM71 150V151H72ZM94 150V151H95ZM108 151L110 149H107ZM150 150V148H149ZM170 150V149H169ZM178 150V148H177ZM175 148V151H177ZM181 150V149H179ZM189 150V149H188ZM196 150V148H195ZM201 150V149H200ZM202 150H205L202 148ZM106 151V150H105ZM142 151V150H141ZM140 151V152H141ZM191 151V150H190ZM207 151V150H206ZM64 152V151H63ZM98 153V151H96ZM99 152H101V150H99ZM104 152V149H103ZM102 152V153H103ZM111 152V151H109ZM113 152V151H112ZM135 152V150H134ZM137 152V150H136ZM140 152H137V154L140 156ZM146 152V151H145ZM153 152V151H152ZM151 152V153H152ZM182 152V150H181ZM195 152V151H194ZM193 152V153H194ZM197 152V151H196ZM203 152V151H202ZM205 152V151H204ZM248 152V151H247ZM1 153V152H0ZM106 153V152H105ZM142 153V152H141ZM147 153V152H146ZM156 153V152H155ZM190 153V152H189ZM22 154V153H21ZM24 154V153H23ZM27 154V153H26ZM60 154V153H59ZM100 154V153H99ZM111 153H107L104 154V159L105 161H111L112 160V155H110ZM113 154V153H112ZM128 154V153H127ZM134 154V153H133ZM198 154V153H197ZM195 154V155H197ZM203 154V153H202ZM208 154V151H207ZM250 154V153H249ZM115 155V153H114ZM113 155V156H114ZM158 155V154H156ZM179 155V156H178ZM176 154L175 152H168L167 156V163H166V169L164 168V172L165 170H169V169H173L175 165L179 164V159H177V157L180 158V154ZM186 155V154H185ZM206 155V154H205ZM16 156V155H15ZM81 156V155H80ZM100 156V155H99ZM98 156V158H99ZM102 156V154H101ZM141 156L144 159V163H137L136 168L134 169V172L136 171V173L131 177V181L130 182H136V186L137 184H139L140 182L144 181L145 179H151L152 176L150 177H145L146 174H148L146 172V174L144 173V171L147 169V167L149 168L150 166L153 165L154 168V157L151 154H144V152L141 154ZM140 156V157H141ZM155 156V154H154ZM159 156V155H158ZM165 156V158H166ZM221 156V155H220ZM245 156V155H244ZM71 157V156H70ZM115 157V156H114ZM137 157V156H136ZM141 157V158H142ZM161 157V156H159ZM207 158V156H205ZM231 157V156H230ZM35 158V157H34ZM126 158V157H125ZM156 158V157H155ZM227 158V157H226ZM245 158V157H244ZM90 159V158H89ZM100 159V158H99ZM157 159V158H156ZM115 160V158L113 159V161ZM141 160V159H140ZM166 160V159H165ZM198 160V159H197ZM206 160V159H205ZM104 161V162H105ZM136 161V160H135ZM142 161V160H141ZM158 163L160 162V160H157ZM163 161V160H162ZM89 162V161H88ZM108 162V163H109ZM118 162V161H117ZM156 162V161H155ZM197 162V161H196ZM199 162V161H198ZM225 162V161H224ZM93 163V162H92ZM112 163V162H111ZM114 163V162H113ZM178 163V164H177ZM233 163V162H232ZM264 163V162H263ZM103 164V163H102ZM105 164V163H104ZM107 164V163H106ZM160 166L163 165L161 163H159ZM183 164V163H182ZM195 164V163H194ZM73 165V162H72ZM156 165V164H155ZM191 165V164H190ZM210 165V164H209ZM88 165H86L87 168ZM91 166V165H90ZM100 166V164H99ZM110 167V165H107V167ZM114 166V165H113ZM118 166V165H117ZM122 166V165H121ZM181 166V165H179ZM189 166V165H188ZM211 166V165H210ZM30 167V165H29ZM89 167V166H88ZM94 167V165H93ZM116 167V166H114ZM156 167V166H155ZM163 167V166H162ZM178 167V166H177ZM192 167V166H191ZM200 167V166H199ZM85 168V167H84ZM91 168V167H90ZM89 168V169H90ZM111 168V167H110ZM152 168V167H151ZM153 168L151 170H153ZM158 168V167H157ZM161 168V167H159ZM181 168V167H179ZM189 168V167H188ZM95 169V168H93ZM97 169V167H96ZM105 169V168H104ZM187 169V168H186ZM86 170V169H85ZM92 169H90L91 171ZM99 170V169H98ZM108 170V169H107ZM110 170V169H109ZM116 170V169H115ZM123 170V169H122ZM150 170V171H151ZM160 170V169H157ZM173 170H178V168L173 169ZM205 170V169H204ZM88 170H86L87 172ZM100 171V170H99ZM114 170H112L111 172L113 173ZM131 171V170H130ZM148 171V170H147ZM149 171V173H150ZM155 171V170H154ZM152 172L151 173H155L156 172ZM171 171V170H170ZM196 171V170H195ZM232 171V170H231ZM244 171V170H243ZM106 172V171H105ZM108 172V171H107ZM161 170L159 171L158 174H160ZM187 172V171H186ZM191 172V171H190ZM82 173V172H80ZM92 173V172H91ZM115 173V171H114ZM163 173V172H162ZM177 175V172H174ZM221 173V172H220ZM157 174V175H158ZM62 175V174H61ZM115 175V174H114ZM132 175V174H130ZM149 175V174H148ZM206 175V174H205ZM223 175V174H222ZM11 176V175H10ZM78 176V175H77ZM147 176V175H146ZM164 175H162L163 178ZM165 176H172V173L170 172H166ZM109 177V176H108ZM111 177V176H110ZM161 177V176H160ZM174 177V176H173ZM171 177V178H173ZM201 177V176H200ZM60 178V177H59ZM79 178V176H78ZM77 178V179H78ZM116 178V177H115ZM156 178V177H155ZM152 178V179H155ZM166 179V177H164ZM219 178V177H218ZM255 178V177H254ZM69 179V178H68ZM128 179V178H127ZM130 179V178H129ZM158 179V178H157ZM156 179V180H157ZM161 179V178H160ZM242 179V178H241ZM247 179V178H246ZM59 180V179H58ZM72 180V179H71ZM112 180V179H109ZM108 180V182H109ZM119 180V178H118ZM117 180V181H118ZM168 180V178H167ZM180 180V179H179ZM253 180V179H252ZM77 181V180H76ZM113 181V180H112ZM123 181V179H122ZM155 181V180H154ZM102 182V181H101ZM115 182V181H114ZM129 182V183H130ZM132 182V183H133ZM146 182V181H145ZM161 182V181H160ZM171 182V181H170ZM188 182V181H187ZM197 182V181H196ZM231 182V181H229ZM46 183V182H45ZM74 183V182H73ZM111 183V182H110ZM122 183V182H121ZM156 183V182H155ZM227 183V182H226ZM81 184V183H80ZM120 183H118L119 185ZM144 184V183H143ZM166 184V183H165ZM186 184V183H185ZM200 184V183H199ZM211 184V183H210ZM235 184V183H234ZM19 185V184H18ZM101 185V184H100ZM130 185V184H129ZM217 185V184H216ZM224 185V184H223ZM71 186V185H70ZM108 186V185H107ZM106 186V187H107ZM144 186V185H143ZM164 186V185H163ZM35 187V186H34ZM57 187V186H56ZM118 187V186H116ZM165 187V186H164ZM193 187V186H192ZM131 188V187H130ZM169 188V187H168ZM125 189V187H124ZM144 189V188H142ZM166 189V188H165ZM109 190V189H108ZM121 190V189H120ZM161 190V188H160ZM164 189H162L163 191ZM261 190V189H260ZM50 191V190H49ZM135 191V190H134ZM166 191V190H165ZM196 191V190H194ZM26 192V191H25ZM88 192V191H86ZM125 192V191H123ZM142 192V191H141ZM158 192V191H157ZM178 192V191H177ZM6 193V192H5ZM151 193V192H150ZM156 193V192H155ZM161 193V192H160ZM7 194V193H6ZM10 194V193H9ZM65 194V193H64ZM94 194V193H93ZM164 194V193H163ZM34 195V194H33ZM112 195V194H111ZM126 195V194H125ZM175 195V194H174ZM42 196V195H41ZM90 196V195H89ZM98 196V195H97ZM183 196V195H182ZM17 197V196H16ZM40 197V196H39ZM54 197V196H53ZM200 197V196H199ZM238 197V196H237ZM247 197V196H246ZM134 198V197H133ZM180 198V196H179ZM240 198V197H239ZM69 199V198H68ZM147 199V198H146ZM57 200V199H56ZM70 200V199H69ZM75 200V199H74ZM81 200V199H80ZM177 200V199H176ZM245 200V199H244ZM264 201V200H263ZM124 202V201H123ZM166 202V201H165ZM238 202V201H237ZM241 202V201H240ZM73 203V202H72ZM1 204V203H0ZM8 204V203H7ZM251 204V203H250ZM258 204V203H257ZM260 204V203H259ZM70 205V204H69ZM76 205V204H75ZM188 205V204H187ZM203 205V204H202ZM65 206V205H64ZM77 206V205H76ZM140 206V205H139ZM143 206V205H142ZM261 206V205H260ZM170 207V206H169ZM197 207V206H196ZM205 207V206H204ZM118 208V207H117ZM145 208V207H144ZM237 208V207H235ZM240 208V207H239ZM47 209V208H46ZM116 209V208H115ZM139 209V208H138ZM175 209V208H174ZM118 210V209H117ZM123 210V209H122ZM131 210V209H130ZM148 210V209H147ZM146 210V211H147ZM150 210V208H149ZM160 210V209H159ZM19 211V210H18ZM61 211V210H60ZM65 211V210H64ZM203 211V210H202ZM3 212V211H2ZM42 212V211H41ZM131 212V211H130ZM157 212V211H156ZM1 213V212H0ZM9 213V212H8ZM116 213V211H115ZM260 213V212H259ZM42 214V213H41ZM55 214V213H54ZM131 214V213H130ZM61 215V214H60ZM69 215V214H68ZM11 216V215H10ZM31 216V215H30ZM176 216V215H175ZM60 217V216H59ZM137 217V216H136ZM243 218V217H242ZM3 219V218H2ZM186 219V218H185ZM257 219V218H256ZM38 220V219H37ZM121 220V219H120ZM123 220V219H122ZM209 220V219H208ZM49 221V220H48ZM250 221V220H249ZM141 222V221H140ZM229 222V221H228ZM233 222V221H232ZM10 223V222H9ZM123 223V221H122ZM227 223V222H226ZM32 224V223H31ZM133 224V223H132ZM138 224V223H137ZM48 225V224H47ZM161 225V224H160ZM248 225V224H247ZM34 226V225H33ZM45 226V225H44ZM141 226V225H140ZM233 226V225H231ZM238 226V225H237ZM24 227V226H23ZM27 227V226H26ZM18 228V227H17ZM34 228V227H33ZM146 228V226H145ZM166 228V227H165ZM196 228V226H195ZM208 228V227H207ZM217 228V227H216ZM7 229V228H6ZM148 229V228H147ZM238 229V228H237ZM139 230V229H138ZM212 230V229H211ZM242 230V228H241ZM249 230V229H248ZM22 231V230H21ZM50 231V230H49ZM170 231V230H169ZM191 231V230H190ZM225 231V230H224ZM235 231V230H234ZM36 233V232H35ZM51 233V232H50ZM122 233V232H121ZM263 233V231H262ZM145 236H147L145 233H136L133 236V240L136 242V244L138 245L137 247L139 248H143L144 247V238ZM251 236V235H250ZM165 238V237H164ZM6 240V239H5ZM30 240V239H29ZM35 240V239H34ZM39 240V239H37ZM198 240V239H197ZM23 241V240H22ZM167 241V240H166ZM246 241V240H245ZM174 242V241H173ZM252 242V240H251ZM38 243V242H37ZM42 243V242H41ZM40 243V244H41ZM7 244V243H6ZM29 244V242H28ZM173 244V243H172ZM211 244V243H210ZM225 244V243H224ZM132 245V244H131ZM155 245V244H154ZM159 245V244H158ZM171 245V244H170ZM192 245V244H191ZM246 245V244H245ZM32 246V245H31ZM157 246V245H156ZM210 246V245H209ZM7 247V246H6ZM171 247V246H170ZM196 247V246H195ZM43 248V247H42ZM140 249V250H141ZM145 249V247H144ZM143 249V250H144ZM194 249V248H193ZM4 250V249H3ZM2 250V251H3ZM34 250V249H33ZM38 250V248H37ZM168 250V249H167ZM228 250V249H227ZM32 252V251H31ZM8 253V252H7ZM159 253V252H158ZM208 253V252H207ZM15 254V253H14ZM36 254V253H34ZM157 254V253H156ZM46 255V254H45ZM165 256V255H164ZM233 256V255H232ZM243 256V255H242ZM36 257V256H35ZM56 257V256H55ZM54 257V258H55ZM130 257V256H129ZM163 257V256H162ZM220 257V256H219ZM241 257V256H240ZM246 257V255H245ZM256 257V256H255ZM4 258V257H3ZM27 258V257H26ZM191 258V257H190ZM226 258V257H225ZM228 258V257H227ZM252 258V257H251ZM250 258V260H251ZM12 259V258H11ZM44 259V258H42ZM140 259V258H139ZM247 259V258H246ZM255 258H252V261ZM46 260V259H45ZM106 260V259H105ZM129 260V259H128ZM27 261V260H26ZM48 261V260H47ZM126 261V260H125ZM179 261V260H178ZM228 261V260H227ZM256 262V260H254ZM20 262V261H19ZM35 262V261H34ZM167 262V261H166ZM2 263V262H1ZM44 263V262H42ZM47 263V262H46ZM253 263V262H252ZM261 263H263L261 261ZM7 264V263H6ZM152 264V263H151Z\"/></svg>","mask_w":264,"mask_h":264}]
</instances>
